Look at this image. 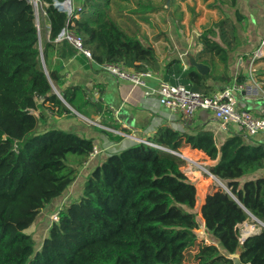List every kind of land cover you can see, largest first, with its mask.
<instances>
[{
    "label": "trees",
    "instance_id": "16d2710c",
    "mask_svg": "<svg viewBox=\"0 0 264 264\" xmlns=\"http://www.w3.org/2000/svg\"><path fill=\"white\" fill-rule=\"evenodd\" d=\"M43 1L49 40L40 39V45L47 73L40 63L33 6L27 0H0V264H232L233 255L243 264H264V142L232 134L216 146L210 130L191 135L161 127L152 137L167 145L154 143L161 149L133 142L107 151L84 179L79 199L59 210L40 248H35L26 229L42 208L69 189L94 148L92 138L74 131L38 132L42 114L31 112L36 99L57 115L71 113L65 103L87 118L104 109L85 98L83 86H63L57 70L49 67L47 52L58 33L67 27L80 37L99 65L158 70L155 50L112 15L113 0H81L77 17H67L53 6L54 0ZM201 1L208 9L219 8V0ZM221 2L233 8L235 20L244 18L237 0ZM139 6L141 13L155 10L150 3ZM196 43L201 46L192 55L209 67L208 73H199L189 63L183 68L180 59L171 58L162 77L211 94L214 87L208 80L224 85L232 80L226 72L228 52L241 44L234 20L227 15L211 19ZM261 61L264 55L254 60ZM258 70L263 80L264 65ZM246 76L239 73L236 79ZM191 142L217 159L216 170L205 152L174 149ZM189 159L205 163L210 175L188 174L184 168ZM203 221L207 242H199ZM243 222L256 224L259 231L240 240L238 225Z\"/></svg>",
    "mask_w": 264,
    "mask_h": 264
},
{
    "label": "crops",
    "instance_id": "0c3cea01",
    "mask_svg": "<svg viewBox=\"0 0 264 264\" xmlns=\"http://www.w3.org/2000/svg\"><path fill=\"white\" fill-rule=\"evenodd\" d=\"M236 6L244 18L241 21H237L235 18H232L235 22L237 34L241 42L238 48L228 52L229 59L226 72L232 77V79L239 73L248 74L251 64L255 70H258L263 62L261 61L255 63L254 60L264 55L262 50V41L264 39V0H237ZM38 23L40 29L39 39L48 41L49 23L47 22L45 14H42L41 22ZM198 45V48H200L201 45ZM47 61L49 67L57 70L59 75L62 77L63 86H83L86 99H90L92 102L101 103L103 105L104 109L102 113L91 114V118H88L91 119V122L92 120H96V122L103 120V124L100 125H104L112 129H122L129 135H117L120 139L116 141L114 137H111V135L115 134L108 129H105L110 132H107V134L105 131H99L94 127L93 129L80 126L77 133L85 138L93 139V145L96 148L95 155H98L96 158H94V155L92 159L83 164V175L86 172L88 173L93 166L102 161L106 157L108 153L107 151H117L131 145L133 142H139L134 138V135L145 138L150 144L151 142L157 143L152 140V137L161 127H166L174 131L191 135H196L199 130H210L213 133L216 146H218L227 136L237 133L236 125L227 124L223 127L212 117L208 110L204 109L197 110L190 120V123L186 124L179 115L170 113L169 110L163 106L160 98L155 92L145 94V89L143 87L133 85L127 80L117 79L112 74L104 70L99 64L76 53L73 47L64 39L53 42V47L47 52ZM182 65L183 68L186 67L183 63ZM154 75L155 76L153 78L146 80L152 88L157 86L159 79L165 80L162 77V74L158 71L154 72ZM207 83L214 87L213 92L223 87L225 84L223 82L212 80H208ZM240 99L243 98L240 97L239 100ZM252 101H254V105L252 106L239 104V101L238 105L254 114H264V99H254ZM113 109L117 110L115 116L112 114ZM39 112H42V110ZM93 123L97 126V123ZM41 128L43 129V127ZM255 139L258 142H264L262 135H257ZM157 144L167 146L163 143ZM158 148L161 149L162 147ZM174 149L181 152L194 149L205 152V156L208 161L212 162L213 168L217 162V159L212 160L209 158L207 150L200 149L194 142H191L185 147ZM182 154L184 153H181V155ZM199 164L207 166L203 162ZM186 176L188 177L187 174ZM189 180L191 182V179ZM72 191L73 190L69 187V189L61 196L51 200L36 215L32 224L38 225L44 217L43 215L40 216V213L50 205V208H52V204L56 203L57 200H61L62 197L66 195L71 196ZM202 223L203 235L201 236L199 242L201 240L207 242L204 231V221ZM254 225L255 224L252 223L246 225V222L238 225L241 233L240 240L259 231V227L254 228ZM243 232L245 233L243 234ZM197 250L198 244L196 247V253Z\"/></svg>",
    "mask_w": 264,
    "mask_h": 264
},
{
    "label": "rangeland",
    "instance_id": "374dc122",
    "mask_svg": "<svg viewBox=\"0 0 264 264\" xmlns=\"http://www.w3.org/2000/svg\"><path fill=\"white\" fill-rule=\"evenodd\" d=\"M139 3H150L151 6L155 7V10L149 13H141L140 10L142 8L139 6ZM218 3L219 8L208 9L206 3L204 4L201 0H113L111 3V13L124 29L128 30L130 33H134L140 38L144 45L155 50L158 70H155V68H152V70L163 74L164 64L171 58H178L187 66L188 56L193 54L196 47H199L196 43V39L199 37L202 27L209 24L211 19H218L224 15L235 18L232 7L221 2V0H219ZM74 4L78 9L81 0H75ZM195 13H197V16L192 20ZM34 14L35 24L40 32L38 22H41L42 11L39 10V14H36V12ZM208 14H210L211 17H209ZM145 18L146 20H144ZM263 65L264 62L259 68ZM258 71L257 69L254 71L255 80L264 90V79L261 80L258 78V75H256ZM239 104L252 106L254 105V101L240 99ZM39 109L42 110V112H40L42 116L38 115L37 131H43L48 128H58L63 131L78 132L81 126L86 128L94 127L99 131L108 132L105 130L107 126L101 125V127H97L103 124V120L99 122L92 120L91 122V119L73 111H71L70 114L57 115L51 106L43 103L40 98H37L36 109L31 110V112L37 114L40 111ZM93 122H95V124L97 123V126H95ZM41 127H43V129ZM90 159H92V157H90ZM185 166L184 170L188 174L192 173L195 177L197 175H205L208 177L206 174L202 175L200 166L197 167V165L189 160H187ZM83 170L84 166L79 168L77 177L70 185V189L73 190L72 195H66L62 197L61 200H57L56 203L52 204V208H50L51 205L45 208L43 212L40 213V216H44L42 221L38 225H30L26 229V232L32 234L36 249L40 248L44 236L47 235L51 220L55 221L58 219L59 210L64 208L68 203L78 200L81 196L82 183L90 172H86L87 174L85 173L83 175ZM188 179L190 178L188 177ZM215 184L218 185L217 182H215ZM198 195L199 204L203 194L200 191ZM248 224L251 223L246 222V225ZM256 227L258 226L255 224L254 228Z\"/></svg>",
    "mask_w": 264,
    "mask_h": 264
},
{
    "label": "built area",
    "instance_id": "2783aa9c",
    "mask_svg": "<svg viewBox=\"0 0 264 264\" xmlns=\"http://www.w3.org/2000/svg\"><path fill=\"white\" fill-rule=\"evenodd\" d=\"M27 1L33 6L34 13L36 12V14H39V10H41L42 14H45L43 7L47 4L43 0ZM53 6L59 11L65 12L67 17L78 16V9L73 3V0H54ZM61 39L66 40L76 53L85 58L91 59V53L89 49L83 46L82 39L73 34V32L67 27L61 29L54 41ZM100 66L117 79L127 80L133 85L143 87L145 89V94L155 92L160 98L163 106L169 110L170 113L179 115L186 124L190 123V120L197 110L204 109L208 110L212 117L218 121L221 126L224 127L227 124L236 125V134L241 135L246 139H254V141H257L255 139L257 135H262V139L264 140V115L254 114L238 105L240 97L247 100L264 98V90L255 80V69L252 67V64L250 65L248 74H246L247 76L244 80L238 81L235 76L232 81L211 94H205L202 91L193 90L178 81L171 83L163 79H159L157 86L152 88L146 80L153 78L155 75L154 72L148 68L134 70L119 63H105ZM116 113L117 110L113 109L112 114L115 116ZM105 128L113 132L115 135H128V133L122 129H112L110 127ZM95 154L96 148L94 147L93 151L90 153V157H93ZM196 165L197 167L200 166V171L203 174L210 175L207 166L199 163ZM212 179L214 183H218L216 177H213ZM51 222H53V220H51Z\"/></svg>",
    "mask_w": 264,
    "mask_h": 264
},
{
    "label": "water",
    "instance_id": "95a60500",
    "mask_svg": "<svg viewBox=\"0 0 264 264\" xmlns=\"http://www.w3.org/2000/svg\"><path fill=\"white\" fill-rule=\"evenodd\" d=\"M36 26H37V25H36ZM38 45H39V50H40V49H41V45H40L39 35H38ZM39 57H40L41 67H42L43 71H44L45 73H47L46 66H45V62H44V59H43V56H42V51L40 52V56H39ZM188 63H189V65L194 66V67L196 68V70H197L199 73H201V74H206V73H208V71H209V67H208L207 65H205V64H203V63L196 62L195 59H194V57H193L192 55H189V56H188ZM51 85H52V89H53V91H54V92L58 95V97L64 102L63 98L61 97V95L59 94V92L56 90V88L53 86L52 83H51ZM64 103H65V102H64ZM65 104H66V106H67L71 111H73V112H75V113L81 115V114L78 113L76 110H74L72 107H70L67 103H65ZM81 116H83V115H81ZM86 119H87V118H86ZM134 136H135L134 138H135L137 141H139L140 143H146L147 145L150 144L149 141L146 140L145 138H143V137H141V136H137V135H134ZM150 145H151V144H150ZM223 190L229 191L228 186H227V187H224ZM254 219H256V218H254ZM256 220H257V219H256ZM257 221L259 222V220H257ZM259 223H260V222H259ZM231 260H232V264H243V263L240 261L238 255H233V256H231Z\"/></svg>",
    "mask_w": 264,
    "mask_h": 264
},
{
    "label": "bare ground",
    "instance_id": "6f19581e",
    "mask_svg": "<svg viewBox=\"0 0 264 264\" xmlns=\"http://www.w3.org/2000/svg\"><path fill=\"white\" fill-rule=\"evenodd\" d=\"M151 144H152L153 146L160 147V146H158V145H156V144H154V143H152V142H151ZM163 149H164V148H163ZM189 161H191V162L194 163L195 165L197 164V163H195L194 161H192V160H190V159H189ZM208 173H209V171H208ZM212 177H216V176H212ZM216 179L218 180V183H219L218 185H219V186L226 187V185H225V184H224L219 178L216 177ZM244 233H245V232H243V234H244Z\"/></svg>",
    "mask_w": 264,
    "mask_h": 264
}]
</instances>
